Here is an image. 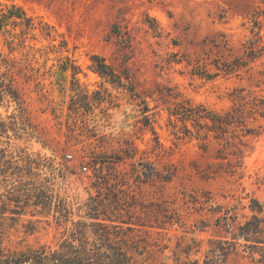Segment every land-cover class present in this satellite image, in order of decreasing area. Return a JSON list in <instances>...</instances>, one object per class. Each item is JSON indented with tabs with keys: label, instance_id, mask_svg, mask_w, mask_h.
<instances>
[{
	"label": "rangeland",
	"instance_id": "rangeland-1",
	"mask_svg": "<svg viewBox=\"0 0 264 264\" xmlns=\"http://www.w3.org/2000/svg\"><path fill=\"white\" fill-rule=\"evenodd\" d=\"M0 14V75L18 94L0 121L19 119L0 140L20 166L0 174V209L21 212L3 247L76 233L133 264H204L223 240L225 264H263L219 219L264 205V0H0ZM98 222L114 235L77 234Z\"/></svg>",
	"mask_w": 264,
	"mask_h": 264
},
{
	"label": "trees",
	"instance_id": "trees-1",
	"mask_svg": "<svg viewBox=\"0 0 264 264\" xmlns=\"http://www.w3.org/2000/svg\"><path fill=\"white\" fill-rule=\"evenodd\" d=\"M2 18H4V14H0V26L3 24ZM106 69L107 67L103 66L101 71L106 72ZM3 77H5V75L1 74L0 101H3L7 95H11L13 98L17 99L18 94L14 89L11 80L10 82H7L6 78ZM187 111L190 113H182H184V115H194L203 119H213L210 118L211 114L205 112V108H190ZM12 118L13 120L10 121V125L6 122L0 121V135H6L7 138H10L8 135L9 130L12 129L13 131H16L19 119L16 116H12ZM217 121L219 127H222L223 120L219 118ZM227 123L231 124L233 122ZM1 143H3V141L0 140V174H6L9 171H11V173L19 171L18 169H20V166L15 165V162L12 159H5L8 156V146L1 147ZM252 201L253 203L250 204V209L254 213L252 219L237 224L238 216L237 212L234 210L236 207L227 208L225 215L221 216L219 219V227L224 229L226 233L232 234L234 239L243 238L246 241L245 246L260 247L263 251L261 253L262 260L260 261L264 264V217L258 215L264 212V205L257 199H253ZM98 206L99 201L95 198H91L88 208L90 210L89 214L94 219H98L100 213ZM57 211L60 214L59 218L66 217L69 212L65 202H62L58 206ZM230 212H232V214H230ZM8 213L17 215L21 214L17 208H10L9 204L2 200V206L0 209V237L4 232L2 227L5 224V220H15L14 216L9 217ZM85 226H96L97 229L93 231L95 236H105L106 238H110L111 235H114L113 232L106 230L108 228L107 226L99 222L92 224L80 223L82 230H79L77 234H80L82 237L87 234V227ZM72 235L74 240L71 242L65 240L59 248H53L51 245L43 244L25 249H12L3 247L0 241V264H133L132 258L128 257L126 254L124 256L98 255V253H100V248L97 244H94L95 248H90L88 242L75 244V240H80L81 238L76 236V233H73ZM212 242L215 245L213 248L211 247L209 249L204 264H225V259L228 255V250L224 246L225 243L223 240H212ZM237 243L238 242L235 241L234 245L237 246Z\"/></svg>",
	"mask_w": 264,
	"mask_h": 264
},
{
	"label": "built area",
	"instance_id": "built-area-1",
	"mask_svg": "<svg viewBox=\"0 0 264 264\" xmlns=\"http://www.w3.org/2000/svg\"><path fill=\"white\" fill-rule=\"evenodd\" d=\"M67 158H72V156L71 155H67ZM87 167H85V169H86Z\"/></svg>",
	"mask_w": 264,
	"mask_h": 264
}]
</instances>
